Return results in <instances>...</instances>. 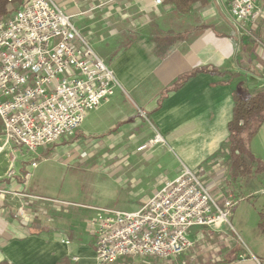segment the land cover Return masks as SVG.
I'll return each instance as SVG.
<instances>
[{
    "label": "crops",
    "instance_id": "obj_1",
    "mask_svg": "<svg viewBox=\"0 0 264 264\" xmlns=\"http://www.w3.org/2000/svg\"><path fill=\"white\" fill-rule=\"evenodd\" d=\"M54 1L90 39L116 85L109 100L90 111L71 137L35 151L15 150L13 176L5 175L10 160L0 156V263L99 264L90 222L94 208L113 207L98 192L105 178L94 183L84 165L102 149H111L108 157L119 156L116 145L149 141L151 126L169 146L155 154L156 173L162 177L156 191L184 166L201 176L215 197L232 194L236 207L243 199L242 177L232 176L229 147L223 169L218 160L228 146L234 92L246 95L264 88V0H257L258 18L240 29L221 0L196 1L185 14L162 0ZM200 68L218 73L199 72L171 89L178 77ZM89 144V152L80 148ZM250 149L264 163V121ZM132 153L121 155L137 159ZM70 158L76 161L71 168ZM120 201L124 209L118 210L130 212L145 203ZM263 209L254 203L244 209V217L262 234H228L225 224L194 227L188 234L193 246L172 259L127 257L112 264H264Z\"/></svg>",
    "mask_w": 264,
    "mask_h": 264
},
{
    "label": "built area",
    "instance_id": "obj_2",
    "mask_svg": "<svg viewBox=\"0 0 264 264\" xmlns=\"http://www.w3.org/2000/svg\"><path fill=\"white\" fill-rule=\"evenodd\" d=\"M221 1L238 29L259 16L257 0ZM115 85L112 70L71 15L54 0H23L0 19V156L71 137L90 111L109 100ZM13 162L8 177L15 174ZM36 166L32 161L31 168ZM31 175L29 170L24 178ZM237 202L232 194L215 197L201 176L183 168L137 211L94 208L90 233L96 259L99 264L127 257L172 259L193 246L190 229L220 228Z\"/></svg>",
    "mask_w": 264,
    "mask_h": 264
},
{
    "label": "rangeland",
    "instance_id": "obj_3",
    "mask_svg": "<svg viewBox=\"0 0 264 264\" xmlns=\"http://www.w3.org/2000/svg\"><path fill=\"white\" fill-rule=\"evenodd\" d=\"M263 79L258 80L254 83H259ZM149 123V121H147ZM254 122L252 125H256ZM150 125V123H149ZM153 130V135L149 141L140 144L139 146L135 144H118L115 150L120 152V155H114L113 157H108L111 153V149H102L98 153H94L91 158L87 159L86 165H84V170L90 180L94 183L96 178L103 177L106 180V184L98 191L100 198L107 202L113 208L124 209L122 207L121 201L124 203H140L137 201L145 202L152 194L157 190V184L161 182V174H157L159 167L158 157L155 155L158 153L157 148L164 146V148L169 147L167 142L162 138V141H157L156 132ZM133 146V148L131 147ZM85 150L93 149L89 144L87 147H80ZM137 156V159H132L128 155H121L123 152L131 153ZM219 156L218 167L223 169L224 159L223 156L228 155V146L225 145L222 148V153ZM153 156V157H151ZM15 156L12 155L7 158V160H15ZM76 161L70 158L68 166L71 168L74 166ZM184 166L179 169L178 173H181ZM213 177V176H212ZM251 177H242L239 180V185L242 186L240 190L243 194V199L236 207L231 210L232 215L228 219V223H225L228 234H248L256 233L262 234L260 229L253 226L250 219L244 217V209L248 208L250 204L254 203V206L261 208L264 205V174H259L256 179ZM154 183V184H153ZM166 183V182H165ZM153 184V185H152ZM94 191V190H93ZM238 190H234L237 192ZM239 192V193H241ZM238 193V194H239ZM221 204V201H218ZM237 237V236H236ZM239 244H241L245 249L248 247L245 241L237 237Z\"/></svg>",
    "mask_w": 264,
    "mask_h": 264
},
{
    "label": "trees",
    "instance_id": "obj_4",
    "mask_svg": "<svg viewBox=\"0 0 264 264\" xmlns=\"http://www.w3.org/2000/svg\"><path fill=\"white\" fill-rule=\"evenodd\" d=\"M22 1L12 0V3H9L8 0H0V19L7 17ZM196 1L200 0H162L163 3L174 4L176 12L180 14L188 13ZM199 72L218 73L215 69H195L178 77L171 89L181 87L189 78ZM233 100L232 119L228 124V147L232 176L234 178L255 177L264 172V163L256 158L250 149V143L264 121V88L246 93V95L234 92ZM254 122L257 124L252 125ZM259 227L264 231V209L260 212ZM0 264L11 263L4 260ZM61 264H64V262Z\"/></svg>",
    "mask_w": 264,
    "mask_h": 264
},
{
    "label": "bare ground",
    "instance_id": "obj_5",
    "mask_svg": "<svg viewBox=\"0 0 264 264\" xmlns=\"http://www.w3.org/2000/svg\"><path fill=\"white\" fill-rule=\"evenodd\" d=\"M157 141H162V139L160 140V138H158Z\"/></svg>",
    "mask_w": 264,
    "mask_h": 264
}]
</instances>
